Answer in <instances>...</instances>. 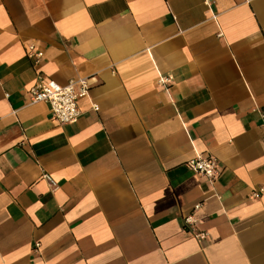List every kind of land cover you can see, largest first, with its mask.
Segmentation results:
<instances>
[{"label":"crops","instance_id":"obj_1","mask_svg":"<svg viewBox=\"0 0 264 264\" xmlns=\"http://www.w3.org/2000/svg\"><path fill=\"white\" fill-rule=\"evenodd\" d=\"M261 109L264 0H0V264H264Z\"/></svg>","mask_w":264,"mask_h":264},{"label":"built area","instance_id":"obj_2","mask_svg":"<svg viewBox=\"0 0 264 264\" xmlns=\"http://www.w3.org/2000/svg\"><path fill=\"white\" fill-rule=\"evenodd\" d=\"M28 57L32 58L36 63L40 62L44 57V51L37 48L35 44H29L27 49ZM171 80V77H161L160 82L165 84ZM91 88L90 80L87 77H82L76 80H71L67 85H61L55 80H44L43 77L31 87V103H47L53 117L60 123L71 124L78 121L81 116L78 101L80 98L86 97ZM95 110H99V106H93ZM261 117V128L264 131V109L259 110ZM187 168L190 170L207 176L210 179H215L219 174V161L212 155H198L186 162ZM53 187H56L55 181L50 175L45 174ZM264 192V187L260 189ZM255 196L258 194L255 193ZM201 204H196L194 209H199ZM197 220L194 215L185 217L186 225H196ZM199 240L203 241L207 238L208 233L199 230L196 233Z\"/></svg>","mask_w":264,"mask_h":264}]
</instances>
